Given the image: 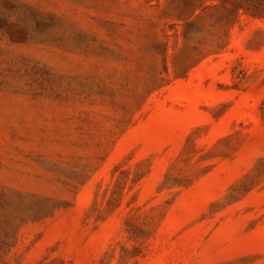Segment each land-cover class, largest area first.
<instances>
[{
  "label": "rangeland",
  "instance_id": "obj_1",
  "mask_svg": "<svg viewBox=\"0 0 264 264\" xmlns=\"http://www.w3.org/2000/svg\"><path fill=\"white\" fill-rule=\"evenodd\" d=\"M0 264H264V0H0Z\"/></svg>",
  "mask_w": 264,
  "mask_h": 264
}]
</instances>
